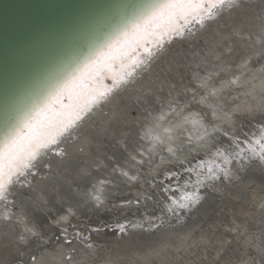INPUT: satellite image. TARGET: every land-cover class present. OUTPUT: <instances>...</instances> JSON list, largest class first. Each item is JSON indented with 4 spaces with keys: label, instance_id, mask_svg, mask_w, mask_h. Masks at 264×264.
Masks as SVG:
<instances>
[{
    "label": "bare ground",
    "instance_id": "1",
    "mask_svg": "<svg viewBox=\"0 0 264 264\" xmlns=\"http://www.w3.org/2000/svg\"><path fill=\"white\" fill-rule=\"evenodd\" d=\"M202 19L203 27L199 23L189 24L188 27L191 31L181 28L179 35L168 34L172 27H179L174 16L171 18V22H163L157 30L146 37L147 41H150V45H143V51L139 50L131 56H125L123 61L118 62L117 65L114 64L104 73L107 77L115 76V82L112 80L111 85L105 88L108 85L102 84L99 79H96L81 93L79 103L83 104L84 109L79 114V119L73 121L76 125L72 129L73 135L67 137L65 142L59 146L60 149L68 153L64 161L61 162L60 157L54 152H41L33 161L36 165L32 169L36 173L35 176L27 175L26 169L18 183L12 187L5 185L6 198L0 200V264H52L47 259L52 255L48 248L57 221L54 215L60 211L59 206L77 208L79 202L81 208L88 206L90 198L87 196L88 200L84 199L83 201L80 196L86 197V192L95 194L104 190L112 194L114 191L112 186H108L109 182L113 181L114 183L121 175H124L123 173L129 168L127 161L130 160L128 158L138 157L137 150H141L146 145H142L144 144L141 139L143 134L137 125L141 122L140 117H132L133 110H137L139 114L146 112L144 109L157 106L164 100L167 93L185 100L188 95L185 76L188 72L194 79H197L201 74L199 71L201 66L220 68L227 62L234 63L238 58L250 62L255 59L253 54L258 49L252 46V44H256L252 35L260 36L264 40V0H236L234 6L224 7L222 11L213 8L212 15L205 14ZM258 48L260 49V47ZM241 54L245 56L243 57ZM230 70L232 69L230 68ZM234 71L237 73L236 69ZM117 73L118 75H116ZM59 110L61 114L57 120L53 121L48 130L41 131L39 139L37 137L33 142H28L29 145L20 150L22 151L20 154L25 153L28 147L37 140L47 143L58 127L62 128L63 125L71 123L70 113L73 110L71 102L66 108ZM206 112L209 110L206 109ZM187 118H189V114L184 113L178 120ZM261 123L262 126L253 131L252 138H248L254 147L255 141L264 131V122L260 121ZM244 132L246 134L247 131ZM228 133L231 137L240 136L236 132ZM65 136L66 132L62 133L58 139H64ZM139 144L142 146L140 147ZM208 146L211 148L210 144ZM241 147H245V145H241ZM81 148H84V152H80ZM233 150L232 146L228 150L220 147L212 150L211 155L206 154L205 151L204 154L202 151L201 154L203 153L204 157L201 159L197 156L190 160V156L194 153H189L177 160L188 163L189 167L184 166L183 169L187 168L192 171L196 176V181L204 180V175L202 178L200 177L203 173L197 170L203 166L202 163L209 161L212 164L215 160L218 164L220 163V159L216 156L218 151L227 155ZM198 159L201 162L195 163ZM242 163L245 168L238 173V179L233 178L230 182L213 183L208 181L211 185L207 187L210 192L209 197L224 193L228 200L225 204L220 205L219 202V205L210 207L208 200L205 201L203 197L204 201H200L201 203L191 211L181 210L180 216L178 215L176 218L173 211L172 215L174 216L169 217L166 212L169 208L175 209L174 202L194 188L192 185L193 187L190 189H185V186L182 187L178 184L179 191L173 194L171 199L168 197L169 200L161 204L162 209H158L157 215L153 214L149 208L140 209L141 211L135 215L136 220L150 219L155 216L159 220L165 213L167 222L164 225L160 224L163 226L156 229L157 232H153L147 237L146 230L139 229L136 224H132L124 235H115V233L101 237L100 241L110 244L102 252L97 250L98 248L93 246L94 244L92 245L88 239L72 240V246L69 248L63 243L67 237H62L60 239L62 252L55 254L59 259L56 264H61V261L66 260L68 255L74 256L77 264H212L221 255L230 237L257 206L262 211L260 216L264 217V208H262L264 205V162L253 159L251 162L242 161ZM212 165L208 167H212ZM171 171L174 170L171 169ZM88 172H91L88 180L81 179ZM5 173L7 178L8 166ZM204 189L207 190L205 187ZM160 192L159 194H161ZM45 201L48 203L42 210L35 207L36 202L43 203ZM153 201L157 200L152 199ZM137 207H141L140 204ZM211 212L214 214L208 218ZM159 213L161 214L159 215ZM7 217H11V219H6ZM127 218L130 217L124 216L117 222L120 223L122 219L127 220ZM151 223L148 222L145 225L149 227L152 225ZM70 224H61L64 229L67 228V233L77 230V233L70 232L69 235L74 234L80 237L79 234L88 232V229L82 230L79 227L72 229ZM258 224L260 233L258 240L262 241L260 242L262 247L260 253L252 255L250 252L243 251L239 255H226L221 259V264H264V223ZM135 232H139V234L142 232V236ZM107 237L109 238L107 239ZM245 238L247 237L245 236ZM248 238L250 240V237ZM243 240L241 239V241ZM258 240L255 241L259 242ZM244 241L246 242V239ZM53 242H55L54 238ZM82 242L83 244H81ZM89 243L91 247L87 246ZM258 247L260 248L257 245ZM42 250H44L43 253H41ZM49 252L51 254L47 257ZM39 253H41L40 256L35 260V256ZM27 254L34 256V260L26 257Z\"/></svg>",
    "mask_w": 264,
    "mask_h": 264
},
{
    "label": "rangeland",
    "instance_id": "2",
    "mask_svg": "<svg viewBox=\"0 0 264 264\" xmlns=\"http://www.w3.org/2000/svg\"><path fill=\"white\" fill-rule=\"evenodd\" d=\"M252 39L256 43L254 44L255 46L253 44L252 46L254 48L257 47L258 50L254 52V54L251 53L253 54V58H255L252 60L250 59L251 62L238 58V60H235L234 63L227 62L223 67H220V68H207L206 66L205 67L201 66L199 68L200 69L199 71L201 72V74H200V77H197V79H194L191 76V74L188 72L185 76L187 78V89H188V95L186 96L185 100H181L179 99V97L176 98V96L170 93H167L165 98H163L164 100L160 102L159 104H157V106L155 107L150 106V108L144 109L146 112L139 114L137 110H133V112L131 113V116L140 117L141 122L139 124L137 123V125L139 126L140 132H142L143 137H144L145 132L148 129H153L152 135L149 137H145L143 139L144 144L142 145H145V144L146 145L143 146L141 150L138 149L139 152L143 153L144 163H139V161L141 160V157L139 155L138 157H136V160H132L131 157L128 158L130 161H127V165L129 167L128 169H126L127 175H121V177L117 179L118 181L115 180L114 183L113 181H111V183L109 182L108 186L113 187L114 192L112 194H110L111 192L104 191V190L96 192L95 194L94 192L89 193L90 194L88 196L90 198V201H88L89 205L82 207V208L79 207L80 202L77 208H70L66 206L64 207L63 205L59 206L60 211H58L57 215L55 214L56 216L54 215V217H56V220L61 221V217H64V216H67L68 218L67 220H62L60 224L55 223V231H54L52 240L50 241V245L48 248V251L52 253L54 258L52 255H50L51 253L49 252V254L47 255V257L50 255L47 258L49 260V263L52 262V264H56L59 261V259L57 258V255L55 254L56 253L59 254L62 252V247H61L62 242L61 240L59 241L56 240L57 235L60 236V239L62 237L63 238L67 237L66 239L67 240L71 239V241L72 240L80 241V240L88 239L89 241L92 242L91 243L92 245L94 244L93 246H96L98 248L96 249L99 250L100 252L104 251V249L108 248V245H110L107 242L100 241L101 237L107 236L109 234H115V233H116L115 235H118V234L124 235L127 233V230L129 231L132 224H136L137 225L136 227L139 229L146 230L147 233L145 234L147 237H149L153 232H157V230L167 222L166 221L167 219L165 218L164 215L167 214V216L173 217L174 216L172 215L173 212H170L168 210V212H166V214L164 213V215H162L161 219L159 220L156 219V216L150 217V219L146 218L143 220L141 219L136 220L135 215H137L138 212L141 211L143 208H146V209L149 208V210H151V212L155 214L158 211V209H162L161 208L162 203H164L166 200L168 201L169 199H171L172 195L176 194L179 191V188H178L179 185L182 187L185 186V189L186 188L190 189L191 187H193L192 185L196 187V182H197L195 180L196 176H194L193 172L190 171L189 169L187 168L183 169L184 166L189 167L188 163L182 160L178 162L177 160L178 158H180L183 155H188L189 153H194L195 156H193L194 154L190 156L189 158L190 160H192L194 157H197V156H199V159H201L202 157H204L205 153L206 154L208 153L209 155H211L210 153L214 149H219L220 147H224L228 150L231 147L229 139L228 137H225L222 134V132L214 131V127L216 125L223 127L228 132H236L237 134L240 135V136H237L239 139H244V136H245L244 131L249 132V133L246 132L247 138L249 139L252 138L253 131L257 127L262 126V123L260 124V121L264 122V114H261V105L264 104V53H263L264 52V40L260 36H257V35H252ZM258 47H260V49ZM241 55H243V57L245 56L244 54H241ZM233 59L235 58L233 57ZM230 68L232 70H230ZM235 69L238 74L234 71ZM217 73H219V75H217ZM208 78H211L212 82H214V86L211 89V91H215L216 95L214 97H208V91H204L203 96L208 97V99L203 100L200 103L199 101H201V96L197 95L196 99L193 100L192 97H193L194 89L198 88L200 83L203 80L208 79ZM237 81H239V83H237ZM231 82H234V83H231ZM195 101H196V104H195ZM169 104H171V107H169ZM185 104H190L191 108L190 109L185 108ZM201 108L205 109L207 118L204 117V114H198V110ZM206 109H208L209 112H206ZM183 112L188 113L189 118L178 120L180 116L184 114ZM213 113H215V115H213ZM233 113H235V115H233ZM165 114H170L168 116V119L160 120L159 118ZM209 121H211V123H209ZM157 124H159L158 127L156 126ZM154 136H159L161 139H164L165 141L164 145L163 146L159 145V143L155 139H153ZM229 137L231 136L229 135ZM204 144H208V145L210 144L211 148H209L208 145L205 146ZM139 145L140 147L142 146L141 144ZM217 145L219 146L221 145V146L219 147ZM161 147H162V150H161ZM204 147H207V148H204ZM169 148L172 149L171 152H169ZM149 149L152 150L151 155H149V151H148ZM202 151L203 153L205 151V153L201 154ZM198 160H196L195 163L201 162V160L199 161ZM205 162L202 163L203 166L201 168L197 169V170H200L202 173H206L208 166L212 165L211 163H209V161H208V164H206ZM171 169H173L174 171H171ZM189 174L191 175V177ZM200 177L202 178L203 174H201ZM183 182L184 184H182ZM164 187L171 188L173 191H170L169 193H163L161 189ZM257 187L259 188V186ZM115 188L117 189L119 188V189L117 190ZM206 189L207 190L205 191L204 187L202 186L200 187V191H201L200 195L202 196L201 202L204 201V198H205V201L208 200L210 207H214V205H217L219 202L221 203L220 205H223L228 201L227 195L224 193H219L217 196L209 197L210 195L209 188H206ZM203 191H204V194H202ZM159 192L161 194H159ZM94 195H99L103 203L98 205L97 202H95V200L92 198ZM80 196L83 201L84 199L88 200L86 199L87 197H83L82 195ZM152 199H156L157 201L152 202ZM137 200L140 201L139 204L141 207L143 203H145L142 208L137 207L139 206V204L136 203ZM129 201H131V203H129ZM92 204H93V207H92ZM69 208L73 210V211L71 210L72 215L68 214ZM135 209H138V210H135ZM261 212L262 211L260 210L259 206H257L245 218V220L243 221V224L238 229L239 231L237 230L234 233V235L230 237L229 241H231V243H227L225 247L226 250L224 249L221 252V255L219 256V258L215 259L212 264H221V259L224 256L239 255L240 252L243 253V251L250 252V254L252 255L254 253L255 254L260 253V250L262 249L260 242L262 241L258 240L260 237V233H259V230H258L259 228L257 227V224L264 223V217H261L262 215L260 216ZM157 214L158 213H156L155 215ZM160 214L161 213H159V215ZM213 214L214 213L212 212L209 213L208 218H211L212 216L210 215H213ZM124 216L130 217V218H127V220L122 219L121 220L122 222L120 223L117 222V220H120ZM179 216H180V213H179ZM176 217H178L177 214H175V218ZM155 221L157 222L155 223ZM161 221H163V223H161ZM148 222H152L151 223L152 225L149 227L145 225V223H148ZM62 223L63 224L71 223L69 226H71L72 229L74 227H79L82 230L88 229V232L86 234L78 233L80 237H77L74 234L69 235L71 231H69V233L64 234L62 232V230L64 229L61 226ZM160 224H163V225H160ZM156 225H159L160 227L156 228L155 227ZM120 226H123L125 231L122 232L120 230ZM96 228H101L102 230L99 232L93 231ZM76 231L77 230H73L74 233H77ZM245 232L247 233L245 234ZM135 233L137 235L141 234L140 236H142V232H140V234L139 232L138 233L135 232ZM245 236L247 238L250 237L251 241L248 240L249 238L248 239L245 238ZM53 238L55 239V242H53ZM108 238L109 237H107V239ZM241 239L242 240L246 239V242L247 241L248 242L246 243L244 240L241 241ZM255 240H258L259 242H256ZM81 244H83V242ZM241 244L244 246H242ZM257 245L260 246V248L259 247L257 248ZM238 246H241L242 249L241 247H238ZM238 248L242 251H240ZM79 250L81 251L82 249L80 248ZM43 251L44 250H42L41 253H43ZM41 253L35 256V260H37V258L40 256ZM26 257H29L30 259L34 260L33 259L34 256H31L29 254H27ZM55 257H56V260L54 261Z\"/></svg>",
    "mask_w": 264,
    "mask_h": 264
},
{
    "label": "water",
    "instance_id": "3",
    "mask_svg": "<svg viewBox=\"0 0 264 264\" xmlns=\"http://www.w3.org/2000/svg\"><path fill=\"white\" fill-rule=\"evenodd\" d=\"M163 3L0 0V149L16 140L20 154L70 102L73 123L84 109L81 93L96 79L109 87L113 76L104 73L169 23L161 17L151 26L152 10ZM8 164L5 150L4 171Z\"/></svg>",
    "mask_w": 264,
    "mask_h": 264
},
{
    "label": "snow or ice",
    "instance_id": "4",
    "mask_svg": "<svg viewBox=\"0 0 264 264\" xmlns=\"http://www.w3.org/2000/svg\"><path fill=\"white\" fill-rule=\"evenodd\" d=\"M236 4V0H164V3L158 6L156 9L152 10V27L156 26V21L161 17L167 18L171 22V18L174 16L175 21L179 24V27H172L169 30V35H179L181 28H184L187 31H191L188 27L189 24L199 23L201 27H203V19L202 17L207 14L209 16L212 15V9H216L217 11H222L224 7H232ZM118 75V73L116 74ZM219 75V73H217ZM115 76L112 77L115 82ZM234 83V82H231ZM214 86V82H212L211 78L203 80L198 88H195L193 91L192 99L195 100L197 95L201 96V101L208 99V97H214L216 95L215 91H211ZM208 91V97L203 96V92ZM198 102V103H199ZM87 107V106H85ZM171 107V104H169ZM210 107V105H209ZM185 108H191L190 104H185ZM198 114H204V117L207 118V114L205 113V109L201 108L198 110ZM261 114H264V104L261 105ZM170 114L162 115L159 119L166 120ZM215 115V113H213ZM235 115V113H233ZM77 119H79V113H77ZM211 123V121H209ZM157 127L159 124L156 125ZM202 126V125H201ZM76 125L74 123H68L63 125V127H58L56 132L51 135V138L47 141V143L42 142V140H37L32 143L27 151L23 154L17 155L19 153L18 147H13L16 144V140L11 141L7 149H0V200L5 199V185L8 187H12L16 183L20 181L21 176H24L25 170L27 169V175L35 176L36 173L32 170L36 167L33 163L34 159L41 152H54L58 157H60L61 162L64 161V158L68 156V153L63 149H60L59 146L65 142L67 137H71L73 135L72 129L75 128ZM214 131L222 132L225 137H228L230 141V146L234 148V150L225 155L222 152H217L216 156L220 159V163H216L214 160L212 164L214 166L208 167L207 172L203 173L205 176L204 180H197L196 187L193 188L192 191L186 192V194L180 197L179 200L175 201V209L169 208L170 212H175V214L179 215L181 210L183 211H191L197 204L200 203L202 196L200 195V187H210L211 185L208 181L213 183L215 182H224L231 181L233 178H239L238 173L245 168L244 163L242 161L251 162L253 159H258L261 162H264V131L261 132L258 140L255 141V147L249 142L247 135L245 134L244 139H239L238 137H229V133L223 127L216 125L214 127ZM66 132V136L64 139H58L62 135V133ZM153 129H148L144 137H149L152 135ZM19 139V138H17ZM24 139H28L25 137ZM159 145L163 146L165 141L161 139L159 136H154ZM214 139V138H213ZM241 145H245V147H241ZM155 147V145H154ZM5 150L8 152V173L6 178V173L4 171L3 159ZM162 150V147H161ZM149 155H151V149L148 150ZM172 149L169 148V152ZM80 152H84V148L80 149ZM136 155L141 157L139 163H144L143 153L137 150ZM132 160H136V156H131ZM235 162V163H234ZM206 164L208 162H205ZM127 175V172L123 173ZM175 175V174H174ZM91 176V172L86 173L81 179L87 181L88 177ZM26 179V177H25ZM107 182V181H105ZM161 191L163 193H168L173 191L171 188H162ZM89 193H85V196H89ZM97 204H102L103 202L100 199L99 195H94L92 197ZM47 201L40 203L36 202L35 207L38 209H43L47 205ZM131 203V201H129ZM137 204L140 203L139 200L136 201ZM264 208V205H262ZM68 214L72 215V211L69 208ZM67 216L61 217L62 220H67ZM6 219H11V217H7ZM182 219V217H181ZM61 221H56V223H60ZM163 223V221H161ZM159 228V225L155 226ZM120 230L125 231L123 226H120ZM93 231L99 232L100 228H96ZM63 233H67V228L63 229ZM23 239V237H21ZM56 240H60V236H56ZM69 248L72 246V241L65 239L63 242ZM231 243V241H228ZM91 247V245H89ZM74 250V249H73ZM61 264H77L74 256H68L66 260H62Z\"/></svg>",
    "mask_w": 264,
    "mask_h": 264
}]
</instances>
